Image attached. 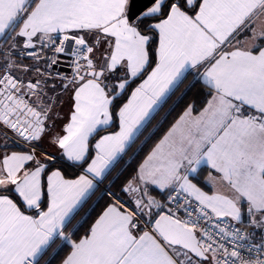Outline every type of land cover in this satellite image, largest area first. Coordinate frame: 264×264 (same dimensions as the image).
Masks as SVG:
<instances>
[{
    "label": "snow or ice",
    "instance_id": "6c2138e0",
    "mask_svg": "<svg viewBox=\"0 0 264 264\" xmlns=\"http://www.w3.org/2000/svg\"><path fill=\"white\" fill-rule=\"evenodd\" d=\"M135 7V0H0V127L29 149L0 160V264H52L65 247L60 264H264V0ZM249 31L253 43L242 46L237 37ZM18 46L36 61L50 51L46 68L12 62ZM61 53L74 58L71 78L58 74L72 92V110L50 142L82 169L75 179L50 170L55 156L38 153L53 112L47 69ZM12 68L36 76L26 81ZM188 75L209 88L203 109L193 115L189 105L123 189L134 207L117 198L77 237L89 213L72 222L96 181ZM113 125L117 130L99 135ZM202 165L231 195L193 183ZM148 185L168 190L174 207L153 215L165 206Z\"/></svg>",
    "mask_w": 264,
    "mask_h": 264
},
{
    "label": "trees",
    "instance_id": "16d2710c",
    "mask_svg": "<svg viewBox=\"0 0 264 264\" xmlns=\"http://www.w3.org/2000/svg\"><path fill=\"white\" fill-rule=\"evenodd\" d=\"M0 44H3L2 40ZM153 44V48H155ZM4 57L0 56V61H3ZM141 79H136L128 91L122 96L121 103L125 102L132 88L140 83ZM209 88L203 83L199 78L193 79L192 75H188L187 79L183 81L180 87L174 91V94L170 95L167 102L164 103L157 113L150 119L145 127L138 134V137L132 143L129 150L122 156L119 161L110 169L105 178L97 186L93 194L87 199L86 203L80 209L79 214L73 220V224L76 221L81 220L85 213H89L86 222L83 223V227L80 228L76 236L83 235L87 231L88 227L95 221L99 214L105 209V207L114 203L118 198L124 204L133 206V200L129 193H126L123 189L126 185L132 181L138 174L139 166L146 158V156L151 152L155 144L162 138L163 134L168 130V128L180 117V115L188 108L189 105L194 106L195 111H200L203 109L205 102L210 97L208 96ZM118 123V122H117ZM117 127L115 125L109 127L106 131L100 132L99 135L105 132L115 131ZM154 133V134H153ZM96 136V139L99 138ZM150 137V138H149ZM93 140V144H94ZM8 150H26L27 147L21 144L12 143L8 144L6 147ZM94 154V153H93ZM55 168H60L66 176L73 178L80 174L82 169L77 166H70L65 163L54 160L50 162V170ZM46 186V176L44 177ZM153 193H156L159 197L158 202H162L166 193H162L156 189H152ZM15 198V197H13ZM21 207H23L21 205ZM157 210L154 215L159 213ZM145 219V218H144ZM71 227V226H69ZM59 244V241H57ZM55 247V246H54ZM68 248L65 247L63 251L59 253L58 256L52 261V264H60L64 255H66ZM48 257H45L47 260ZM44 264V261H41Z\"/></svg>",
    "mask_w": 264,
    "mask_h": 264
},
{
    "label": "crops",
    "instance_id": "0c3cea01",
    "mask_svg": "<svg viewBox=\"0 0 264 264\" xmlns=\"http://www.w3.org/2000/svg\"><path fill=\"white\" fill-rule=\"evenodd\" d=\"M260 23L261 22L259 21V24ZM257 31H259V28H257ZM251 35L252 34H251L250 31L249 32H245V33L241 34L239 37H237V40H239L242 43V46H251V44L253 43V40L251 39ZM259 42L260 43H264V39L259 40ZM10 59H11L12 62H14L17 65H21V66H28L30 64H31V66L34 65L32 60H29V59H27V60H18V59H14V58H10ZM4 63H5V58H4L3 61H0V74H3V72H4V68H3ZM10 72H11L12 75L19 76V77L25 79L26 81L29 78L34 79L35 76H36L34 71L30 72V73H24L22 71V68H12V69H10ZM53 85H55V87H53ZM138 85H139V83L137 85H135L132 88V90L135 87H137ZM45 92L47 93L46 99L50 98V102H52V104H53V112L51 113L52 120L48 121L49 128H50V134H49L50 139H47V144L49 142V145H47L46 142L41 143L42 140L38 142V153L39 152H47V153L55 156V160H57L59 162H62V163H65L67 165L73 166V165H71L70 162L66 161V158L63 157V155H62L61 151L58 149V147L53 146L51 144V142H50L51 137L54 136L55 134H61V135L63 134V132H62L63 128L60 129V127H61L62 124L65 125L69 121L70 113H71V110H72V92L70 90L69 91H65L59 83H52L50 81H48V83H47V87L45 88ZM130 94H129V96H130ZM157 111L153 114V116L157 113ZM200 111H195L194 110L193 111V115H197ZM63 112H64L65 116L61 115ZM64 118H66L65 123H64ZM53 123L55 124V128L51 129V125ZM0 130H1L0 131V160H2V158H3V156L5 154H11V152H19V151H28L29 150L28 148L26 150H8L6 147H4L5 144L8 146V144L11 145L13 142H15L17 144H21L22 142H20V138L17 137L16 134L13 131H11L10 129H6V128H3V127H0ZM53 132H55V133L52 134ZM104 134H107V132H105ZM104 134H102V135H104ZM18 140H19V142H18ZM131 145H130V147H131ZM24 146L27 147L26 145H24ZM130 147H128L126 149L125 153L129 150ZM125 153L121 154V157L124 156ZM147 156H146V158H147ZM41 158L43 159V157H41ZM145 159L143 160V162L141 164L144 163ZM139 168H140V166H139ZM55 169H60V168H55ZM55 169H53V170H55ZM108 172L105 173V176L108 174ZM63 174L65 175L64 172H63ZM80 174H82V171L80 172ZM211 175H216L217 176L218 192L223 193V194H227V195H231L228 186L219 179V174L216 173L215 170L209 168L206 165L200 166V169H199V172L197 174V177L195 179H193V183H196L198 187H200L203 191L207 192L208 194H212L213 193L212 187L209 184V182L207 181V179L211 178ZM78 176H76V177H78ZM76 177L70 178V177L65 175L66 179H75ZM100 182H101V180H99V179L96 181L97 186L100 184ZM97 186L92 190V192L90 193V196L96 190ZM152 189H156V190H158V191H160L162 193H167L168 192V190H161L157 186L148 185L147 190H148L149 194L152 197H154L157 201L159 200V197H157L158 195H156V193L152 192ZM131 197H133V196L131 195ZM132 200H133V206L132 207H134V199L132 198ZM159 203L161 204L160 201H159ZM125 205H127V204H125ZM127 206L129 208H132L129 205H127ZM157 210H159V209H157V208L156 209L155 208L152 209L153 215L155 214V212ZM29 214H31V213H29ZM246 224H247V218H245V221H244L243 225L246 226ZM141 226L143 227V224ZM250 230L252 231L251 228H250ZM259 238H260V233H259V231H257L256 239L259 240Z\"/></svg>",
    "mask_w": 264,
    "mask_h": 264
},
{
    "label": "built area",
    "instance_id": "2783aa9c",
    "mask_svg": "<svg viewBox=\"0 0 264 264\" xmlns=\"http://www.w3.org/2000/svg\"><path fill=\"white\" fill-rule=\"evenodd\" d=\"M0 47H5L4 44H0ZM71 50V46L68 47V51ZM32 50L30 49H23L22 47H17L14 50V54L10 57V58H14V59H18V60H32L33 64L40 67L41 70H44L46 68V65L44 63V57H50L52 55V53L50 51H48L47 49L44 50V52H41L40 55L42 57V59L40 61H36L34 60L31 56L28 55V52H30ZM38 51V49H37ZM74 58L65 54V53H61L58 55V63L55 65H52L51 68H48L47 71L49 73H51V78H48V81L52 82V83H59L60 85L62 84L61 79L58 78V74L59 77H68L69 79L71 78V76L73 75V68H72V60ZM66 82V81H64ZM172 195H175V193H172ZM181 199H183V194H181ZM161 205H164L165 207L160 209V212L162 211H167L168 207H174L173 204H171L169 202V191L166 193ZM179 215H181L183 217V212L178 213ZM228 221H221V223H226ZM235 223V222H233ZM241 227H245V225H241ZM248 231H251L250 228L247 229Z\"/></svg>",
    "mask_w": 264,
    "mask_h": 264
},
{
    "label": "rangeland",
    "instance_id": "374dc122",
    "mask_svg": "<svg viewBox=\"0 0 264 264\" xmlns=\"http://www.w3.org/2000/svg\"><path fill=\"white\" fill-rule=\"evenodd\" d=\"M257 24L259 25V21H257ZM258 28V27H257ZM28 66H31V64L30 65H28ZM61 115H64V112L61 114ZM65 116V115H64ZM63 116V117H64ZM65 120H66V118H64V123H65ZM63 124L61 125V127H60V129L61 128H63ZM1 131V130H0ZM55 132H53L52 134H54ZM51 134V135H52ZM47 139H50V136L48 135H46V136H44V138L42 139V142L41 143H44V142H46V144H47ZM17 141V140H16ZM18 142H19V140H18ZM14 143V142H13ZM21 145H24V144H22L21 143ZM47 145H49V142H48V144ZM207 181L209 182V184L211 185V187H212V191L213 192H218V180H217V176L216 175H211V178L210 179H207ZM133 199H134V197H132ZM162 203V202H161ZM155 208V207H154ZM156 209V208H155ZM159 211H160V209H159ZM145 219H148V217L147 216H145L144 217Z\"/></svg>",
    "mask_w": 264,
    "mask_h": 264
},
{
    "label": "water",
    "instance_id": "95a60500",
    "mask_svg": "<svg viewBox=\"0 0 264 264\" xmlns=\"http://www.w3.org/2000/svg\"><path fill=\"white\" fill-rule=\"evenodd\" d=\"M147 3V0H135V9L134 10H138L139 8L143 7V5Z\"/></svg>",
    "mask_w": 264,
    "mask_h": 264
}]
</instances>
